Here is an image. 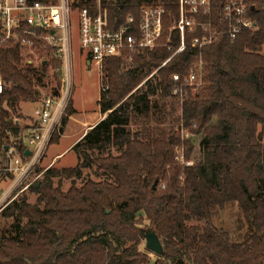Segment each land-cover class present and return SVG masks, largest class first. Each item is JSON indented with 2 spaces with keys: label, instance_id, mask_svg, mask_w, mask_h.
I'll return each instance as SVG.
<instances>
[{
  "label": "trees",
  "instance_id": "obj_1",
  "mask_svg": "<svg viewBox=\"0 0 264 264\" xmlns=\"http://www.w3.org/2000/svg\"><path fill=\"white\" fill-rule=\"evenodd\" d=\"M75 1L74 8L96 14L97 0ZM101 1L114 29L130 14L137 19L141 7L163 4L162 43L178 17L179 0ZM249 2L255 29L234 41L218 37L201 51L203 85L183 102L171 96L172 77L184 78L196 63L192 40L198 32L186 35L185 50L159 70L171 55L166 48L126 52L106 62L97 101L106 118L71 148L75 167L38 170L44 171L41 180L30 188L36 201L22 194L2 210L7 224L0 228V264H151L150 252L141 248L144 222L163 247L153 264H264V147L257 131L264 128V0ZM223 5L213 0L220 31ZM171 46H179L175 31ZM36 56L46 65L35 64ZM49 68L57 96L63 69L50 49L36 43L30 54L0 42V158L6 147L23 155L19 105L37 103ZM71 104L54 140L64 131ZM182 133L202 138L191 167L174 162L176 148L184 147L188 159L194 148ZM91 168L106 180L88 179L65 193L54 183L80 179ZM4 177L13 179L10 173Z\"/></svg>",
  "mask_w": 264,
  "mask_h": 264
},
{
  "label": "built area",
  "instance_id": "obj_2",
  "mask_svg": "<svg viewBox=\"0 0 264 264\" xmlns=\"http://www.w3.org/2000/svg\"><path fill=\"white\" fill-rule=\"evenodd\" d=\"M101 2L97 0L96 14L92 15L88 8H74L78 4L75 0H0V42H12L30 54L34 45L39 43L51 50L52 57L61 62L63 69L58 95L47 97L33 111L34 124L24 136L26 148L23 155L14 148L7 152L9 166L6 171L13 175V180L9 190L0 197V203L7 195H11V191H15V194L10 201L0 204V211L20 194L27 192L39 179L40 175L33 178L32 175L46 155L51 141L59 133L62 118L72 101L70 73L73 13L79 19V48L85 52L86 61L90 65L94 63L101 75L109 59L119 58L126 52L151 53L166 48L171 55L159 70L185 50L186 35L198 32L199 35L192 40V47L199 51L196 66L184 78L179 75L172 77L175 85L171 96L180 102L194 97L203 85V49L211 46L218 37L234 41L242 32L252 31L256 27L249 16V0H224L222 31L213 22V0H179L178 17L166 41L162 43L163 19L166 14L163 4L141 7L137 19L130 14L123 25L114 29L109 24L107 10L102 8ZM171 31L177 32L179 37V46L175 50L171 46ZM2 92L3 82L0 78V95ZM188 135L182 133V139L189 141ZM26 151L30 152L28 157L24 155ZM174 162L181 167H191L194 163L192 158L186 157L184 147L175 149Z\"/></svg>",
  "mask_w": 264,
  "mask_h": 264
},
{
  "label": "rangeland",
  "instance_id": "obj_3",
  "mask_svg": "<svg viewBox=\"0 0 264 264\" xmlns=\"http://www.w3.org/2000/svg\"><path fill=\"white\" fill-rule=\"evenodd\" d=\"M72 29V64H71V88H72V104H71V110H70V116L68 117V121L66 126L64 127L63 133L59 136L58 139L51 141L47 153L40 162V164L36 167L35 174L32 175V178L36 176H39L38 180H41V177L45 170L53 167L55 169H63V168H73L77 165V155L68 149V147L71 145V143L75 140H78L83 134L86 126L90 123H94L96 119L98 118V107H97V101L99 99L100 90H101V77L103 75L99 74L96 65L93 63L91 66L87 65V61L85 60L86 54L85 52H82L79 48V19L77 14H72V21H71ZM172 27V25H171ZM169 27V31L171 29ZM33 60L35 61V64H38L40 61H43V58L39 57H33ZM197 63V62H196ZM196 63L193 64L192 68L196 66ZM155 72V71H154ZM153 72V73H154ZM152 73V74H153ZM53 70L49 68L48 70V80L46 81V86L44 88L39 89V98L36 104H26L21 103L19 105L20 108V114L22 115V118L19 120L18 124L20 125L22 129V135L25 136L28 129H31L34 122L32 117L33 111L36 107V105H39L42 103L44 99L47 97H50L53 95V91L56 90V83L53 79ZM151 77V76H150ZM176 109L179 110V104L177 105ZM75 107V109H74ZM179 113V112H178ZM73 116V119L71 117ZM215 123V120L212 121V124ZM61 128V127H60ZM132 130H135V127H131ZM258 133H262L263 139L262 144L264 147V128L261 126H258L257 128ZM60 132V129H59ZM76 136V137H75ZM188 139L190 144L194 147L193 151L191 153V157L193 161L198 162L199 154H200V141L201 136H194L189 134ZM68 149V150H67ZM64 152V153H63ZM111 154L113 156H117L118 152L115 149H112ZM63 154L59 159L56 160V156ZM9 166V159L6 155V157L0 158V197L3 196L7 190H9L12 180L6 179L4 177L5 174L8 172L6 171V168ZM44 170L43 172H39ZM107 176L104 175L101 172H95L94 168L91 169H83L82 170V176L80 179L71 178V179H55L54 183L57 186L60 182L61 190L65 193L68 191V189L71 186H75L77 188L81 187L83 183H85L86 180H92L94 182H99L106 180ZM37 180V181H38ZM36 181V182H37ZM12 193L9 197L8 195L4 198L2 201L3 204H5L7 201H10L13 198V195L15 194V191H11ZM26 194L28 197V201L30 203H34L36 201L37 196L30 192V189L23 193ZM22 195V194H20ZM19 195V196H20ZM0 203V204H2ZM2 211H0L1 213ZM227 223H232V220H226ZM7 221H4L0 218V228L3 227ZM148 225L147 222H144L141 225V228L144 229L146 232L147 229L145 227ZM127 244L126 246H128ZM141 248H145V240L143 239L141 242ZM158 256L150 253V260L151 264H153Z\"/></svg>",
  "mask_w": 264,
  "mask_h": 264
},
{
  "label": "water",
  "instance_id": "obj_4",
  "mask_svg": "<svg viewBox=\"0 0 264 264\" xmlns=\"http://www.w3.org/2000/svg\"><path fill=\"white\" fill-rule=\"evenodd\" d=\"M253 10V8H251ZM46 61L42 62V65H46ZM6 151H8V148L6 147ZM26 157L30 155L29 151H26L24 154ZM157 186V183L153 185V189H155ZM143 238L145 240V248L148 252L156 255V256H161L163 253V247L162 244L155 234L154 231L152 230H147L146 232L143 233Z\"/></svg>",
  "mask_w": 264,
  "mask_h": 264
},
{
  "label": "crops",
  "instance_id": "obj_5",
  "mask_svg": "<svg viewBox=\"0 0 264 264\" xmlns=\"http://www.w3.org/2000/svg\"><path fill=\"white\" fill-rule=\"evenodd\" d=\"M85 60H86V58H85ZM87 65H88V66H91V65L89 64V62H87ZM74 109H75V107H74ZM98 110H99V109H98ZM98 112H99V111H98ZM30 117H33V116H30ZM105 118H106V115L102 116L100 113H98V118L96 119V121H94V123H90V124H88V125L86 126L85 130H84V134H83L78 140L73 141V142L71 143V145L68 147V149H70L72 146H74L79 140H81V139L84 137V135H85L87 132H89V131L92 129V127H94L97 123H99L100 121H102V120L105 119ZM72 119H73V116L71 117L70 120H72ZM75 137H76V136H75ZM68 149H67V150H68ZM63 153H64V152H63ZM62 155H63V154L61 153V155L56 156V160L59 159Z\"/></svg>",
  "mask_w": 264,
  "mask_h": 264
}]
</instances>
